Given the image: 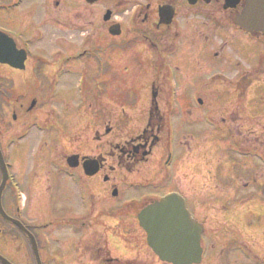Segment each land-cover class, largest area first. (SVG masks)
<instances>
[{"label": "flooded vegetation", "instance_id": "flooded-vegetation-1", "mask_svg": "<svg viewBox=\"0 0 264 264\" xmlns=\"http://www.w3.org/2000/svg\"><path fill=\"white\" fill-rule=\"evenodd\" d=\"M8 1L0 0V31L10 36V38L12 37L14 45L8 46L12 53L26 55L24 65L26 67L24 70H20L9 65L3 66L13 73H25L31 69L37 75H44V72L51 69L48 66L50 62L48 63L43 59L44 54L48 53V56H46L48 60H57L58 56L61 55L60 40L55 38V34L50 31V28L59 22L56 12L59 11L58 3L60 2L59 0H40L46 12L44 13L46 17L43 19L42 10L36 9L39 5L34 7L30 5L25 13L8 7ZM104 1L100 0L94 5L101 4ZM247 1L113 0V7L107 8V11L112 10L111 20L105 21L103 27L111 41L106 44V47H117L126 51L125 54H129V59L134 60L132 64L135 62L138 64L136 70L132 72L138 84L140 81L136 77L142 69H145L152 78L150 85L154 98L151 99L150 107L146 112V124L140 133L124 142H117L114 146L104 142L102 136H95L96 148L91 149L88 154L81 152V150L60 153L46 151L39 154L36 163L33 158L32 163L25 164L21 155L23 152H19V150L20 154L15 152L14 161L18 160V155H21V161L18 160L20 165L18 169L12 170L14 164L11 159H8L10 164L9 173L20 187L24 181L27 182L26 186L31 192V204L27 212L23 210L20 204L22 191L16 194L9 180L3 194L6 213L14 220H21L26 229L20 228L17 223L0 213L1 255L13 264H107L113 261L114 264H151V256L156 259V255L147 244H122L118 246L114 243L113 245L117 248H122L112 253L107 245L95 243L93 237L88 238V231L92 234L95 232L92 229L93 226L98 232H101L100 229H105L114 234L113 228L107 225L106 222L104 224L100 222L98 220L100 216H97L93 223L89 225L88 212L77 211L75 209V199L78 196L81 199L83 197L86 207V198L89 196L88 188L97 190L99 196L107 198V203L118 199L121 195L120 184L117 181L119 173L131 175L134 186H142L147 190L151 189L149 184L155 180L157 172H168L174 165V161L179 160L176 156L181 153V148L187 149L190 146V138H197L190 135V130H192L191 134L195 133L198 131L199 125L204 123L203 118L205 115H202L199 107L204 106L205 103L200 98H198L200 105H195V99L193 98L181 101L182 107L178 112L179 123L176 122L172 117V110L177 106V100L175 99L172 103L170 99V90L172 89L170 75H172V70L193 71V81L204 79L206 75L208 79H210L209 76H212V78L216 76L215 83H218V85L219 83L233 84L238 91H236L237 99L244 102L246 92L251 86L259 80L262 81L263 79L264 81V74H259L257 79L249 76L255 70L236 77L231 76L232 72H227V77H225L224 70L220 69L221 63L219 60L218 66H214L211 62V59L222 57L226 52L225 47L233 43L225 42L226 35L231 31L239 35L237 37L239 44L234 50L239 52L256 51L261 55L259 67L264 64V32L250 33L236 25V16L244 10ZM38 11H40V14H38ZM34 19L40 20V22L36 23ZM41 22L44 24L42 25ZM112 30H117L118 35H112L110 33ZM20 32H24L32 38L26 36V39H23L24 34ZM210 41L214 42L212 50L207 49L210 48ZM194 56L197 57V60L202 59L205 61L204 68L207 72L194 64V61H192L196 58ZM220 61L222 62L221 58ZM146 63L147 67L144 66ZM45 65L48 67L46 70H44ZM212 68L214 70L209 71ZM261 73L263 72L261 71ZM125 76L123 79H117L116 81L122 82V80H125ZM129 80H131V76ZM217 80L219 82H216ZM33 101L29 106H27V102L22 103V112L17 109V112L23 113L22 116L13 112L11 116L13 118L10 122L11 127L16 123L19 127L40 125L37 123L39 122V116L36 114L38 102L35 101V104L32 105ZM194 105L198 108L200 114L195 115L188 110L189 107L193 108ZM222 105L226 106L227 109L225 115H220L223 118L222 120L224 122L232 121L234 114H229L231 110L226 99H223ZM245 107H247L246 104ZM212 116H214V113L210 114L209 118ZM45 126L46 130L34 132L35 136L32 134V143L35 139L34 142L38 141L42 145L46 138L52 136L56 142L58 141L57 134H51L47 130L49 126ZM26 132L29 133V131ZM112 132V127L105 128L106 136ZM174 133L175 142L171 141ZM230 133L234 134L235 132L230 130ZM16 134L17 132L12 130L8 131V136L4 140L6 144L11 145V143H14L15 136L13 135ZM225 136L229 137V135H222V137ZM4 141L0 139V147H2ZM106 144L110 147V150L103 151ZM178 150L180 151L178 152ZM166 151L168 155L162 162L163 153ZM77 154L80 155V158L75 162H70L69 157ZM158 154H160L159 157ZM6 157H8V154ZM88 158L98 160L95 167L90 165L88 168ZM54 159H57L58 163H50ZM161 164L163 167H161ZM178 164H181L180 160ZM178 164L175 167L178 175L174 179L181 183V175L179 174L183 175L184 172ZM144 166L147 167L142 168ZM150 167L152 168L149 169ZM94 168H97V171H93ZM159 179L162 182L164 178L160 175ZM182 186L180 185L183 191L184 187ZM115 190L117 195L113 194ZM161 190L163 191V188ZM164 191L160 197H147L140 203H130L123 214L136 223L142 207L150 202L148 198L157 200L172 191L184 194L173 189ZM185 197L189 206V201L193 200L195 202L196 207L193 208L192 212L204 224L202 233L203 262L200 264H237V259L241 260L243 264H251V253L247 249V242L242 245L238 244L237 240L228 241L230 237L222 243L217 241L220 233L217 227L211 226L214 216L208 214L210 213L209 201L205 202L200 194H196L192 198ZM217 205L214 204V207H217ZM199 208L204 209V211ZM217 208L219 210L215 212L224 214L220 216L226 218L230 227L228 216L233 211L226 203L218 205ZM19 211H22V213ZM94 213L95 211L92 215ZM205 214L210 220L205 219ZM229 218L231 217L229 216ZM229 231L230 229L223 234L226 235ZM119 238L121 237L119 236ZM125 251H131L135 255L131 254L125 258ZM142 251L146 252L147 256H144L145 254ZM0 264L4 263L0 260Z\"/></svg>", "mask_w": 264, "mask_h": 264}, {"label": "rangeland", "instance_id": "rangeland-1", "mask_svg": "<svg viewBox=\"0 0 264 264\" xmlns=\"http://www.w3.org/2000/svg\"><path fill=\"white\" fill-rule=\"evenodd\" d=\"M12 1L15 0H9L8 3L10 4ZM59 2V11L56 12V15L60 19V24L51 27V30L54 31L55 38L59 37L61 43L64 44L65 49L62 50L67 52L59 55L57 60H48L46 57L48 53H45L43 59L50 62L48 66L51 69L44 72V75H37L31 69L25 73H13L7 67L0 66V139L5 140L10 130L19 133L25 129V126L19 127L17 123L11 127L10 122L13 118L11 116L13 112L19 113L20 110L22 112V103L31 101L32 98L38 99L39 106L36 114L38 113L40 117L45 116L43 121L46 125H48L50 115L55 113L56 116H52L49 120L52 124L48 125L47 130L59 137L57 142L53 136L46 138L42 145L38 141L34 142L35 139L32 143L31 138H27L31 133H28L25 138L22 137L23 135L17 137L10 151L11 162L14 164L12 170L19 168L18 160L21 161V155L23 163L30 164L33 162V158L36 163L39 154L46 151L60 153V149L61 152H64L71 147L72 150H81L88 154L91 149L96 148V142H93L95 136H102L104 142L114 146L117 142H124L140 133L146 124V112L152 99L150 85L152 78L150 75L145 69H142L136 77L140 81L138 84L134 79V74L131 73L136 70L138 64L136 62L132 64L134 60H130L129 54H125L126 52L113 51L109 54L114 61L110 67L123 70V63L124 66L128 65L126 66L128 67L127 71L130 72L126 76L124 72L112 71L109 64L103 65L101 62L97 64L95 55L88 54V48L94 47L97 43L111 42L103 29L105 25L103 16L107 8L113 7V0H105L93 7H88L86 0H59ZM39 3L40 0H24L16 8V11L25 12L30 8V4L34 7ZM36 9L40 10L39 7ZM44 10H42V14ZM39 22L40 20H36V23ZM41 24L44 23L41 22ZM20 33L25 35L22 36L23 39H26V36L32 38L24 32ZM238 36V33L229 31L225 42L233 43L225 47L226 52L220 57L222 62L220 58L211 59V62L214 66L221 63L220 69L224 70L225 77H227V72H232L231 76L236 77L255 70L249 76L257 79L259 74H264V64L259 67L261 55L256 51H235L234 48L239 44ZM213 43L210 41V48L207 49L212 50ZM61 46L64 48L63 45ZM99 48H104V46ZM115 48L111 49L115 50ZM90 53L94 52L90 51ZM100 53L102 52H97L96 56L101 57ZM104 54H108L107 48H104ZM192 61L198 68L205 69V61L202 59L197 60L196 57ZM144 66L147 67V63ZM44 68V70L48 69L47 65ZM213 70L214 68L209 71ZM172 71L170 95L173 100H177V106L172 110V117L176 122L179 123L178 112L182 107L181 101L193 98L195 105H200L198 102V97H200L206 104L199 107L202 115H205L204 123L199 125L197 132L191 134L192 130H190V135L197 138H190V146L187 149L181 148V153L177 155L178 157L176 156L181 164H178L179 160L175 158L174 165L168 172H157L155 180L149 184L151 189L134 186L133 179L129 174L119 173L117 181L120 184L121 195L118 199L107 203V198L99 196L97 190L88 188L89 196L86 198L87 206L85 207L84 198L81 199L78 196L75 199V209L88 212L89 225L97 216H100L98 220L103 224L106 222L114 232V238H112L113 235L110 231L97 227L101 231L98 232L93 226L92 229L95 232L92 234L88 231V238L93 237L95 243L107 245L112 253L122 248H117L113 245L114 243L118 246L122 244L144 245L146 235L143 230L123 214L127 206L132 202L140 203L147 197H160L166 189L189 194L193 188H196L198 192L204 190L202 195L206 201H209L210 213L208 214L214 218L218 217L213 218L212 223V225H217L220 233L217 241L222 243L230 237L228 241L237 240L238 244L242 245L247 242L252 250L251 264H264V81L263 79L257 81L249 89L246 100L247 108L244 101L237 99L238 91L231 83H219L218 85L215 83L216 76L213 78L209 76L210 79H208L207 75L204 79L193 81V71ZM205 72H207L206 69ZM124 76L125 80L122 82L116 81L123 79ZM130 76L131 80H129ZM121 86L126 90L123 91ZM130 86L132 88L127 89ZM223 99H226L229 104L231 110L229 114H234L232 121L224 122L220 116L225 115L227 111L226 106L222 105ZM53 104L54 106H52ZM210 104L211 106H209ZM195 105L193 108L189 107L188 110L195 115L200 114ZM50 106L52 107L47 113V107ZM212 113L214 116L209 118ZM21 114L23 115V113ZM107 127L113 128V132L108 136L105 133ZM38 130L40 127L35 125L30 131L33 134ZM230 130L235 133L231 134ZM222 135H229V138H223ZM18 150L23 153L18 155V160L15 162L14 153L20 154ZM105 150H110L107 144L103 151ZM167 155V151L163 153L162 162ZM159 156L160 154H158ZM50 163H58V160H51ZM177 164L184 172L183 175L179 174L181 183L174 179L178 175L175 170ZM161 167H163L162 164ZM160 175L164 178L162 182L159 179ZM26 184L27 182L24 181L20 189L25 195L22 200V208L27 212L31 204V192ZM180 185H183V191ZM186 186H188L187 192H185ZM189 202L192 211L196 204L193 200ZM225 203L233 211L229 215L231 218L228 216L230 227L234 226L233 228L228 226L226 218L220 216L224 214L215 212L219 210L218 205ZM214 204H218L217 207H214ZM94 211L95 213L92 215ZM205 219L210 220L206 214ZM228 229H230L229 233L224 235L223 233ZM142 253L147 256L146 252L142 251ZM131 254L134 253L125 251L124 256L127 258ZM153 257L151 256V264H164ZM237 260V264H243L241 260ZM107 264H114V261Z\"/></svg>", "mask_w": 264, "mask_h": 264}, {"label": "water", "instance_id": "water-1", "mask_svg": "<svg viewBox=\"0 0 264 264\" xmlns=\"http://www.w3.org/2000/svg\"><path fill=\"white\" fill-rule=\"evenodd\" d=\"M247 4L244 12L237 17L238 24L248 30H264V0H248ZM9 61L7 57L0 56V62ZM19 66L24 67L21 64L16 67ZM1 164L5 165L4 160H1ZM5 181L6 178L4 183ZM3 188L4 184L0 188V199ZM140 220L148 232L150 245L163 260L175 264H192L200 261L202 227L193 219L185 200L178 194L172 193L145 208Z\"/></svg>", "mask_w": 264, "mask_h": 264}]
</instances>
